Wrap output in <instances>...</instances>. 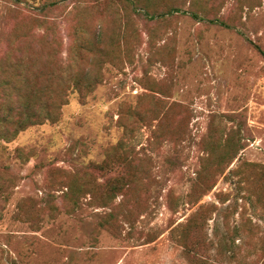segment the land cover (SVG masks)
Returning a JSON list of instances; mask_svg holds the SVG:
<instances>
[{
	"label": "rangeland",
	"instance_id": "obj_1",
	"mask_svg": "<svg viewBox=\"0 0 264 264\" xmlns=\"http://www.w3.org/2000/svg\"><path fill=\"white\" fill-rule=\"evenodd\" d=\"M149 1L155 15H166L151 18L122 2L108 10L110 0H0V66L27 55L70 83L81 72L99 81L85 101L70 90L57 123L15 137L10 126L2 130L0 264H190L171 231L197 209L189 195L214 132L239 133L242 151L200 203L218 208L211 238L226 235L225 216L233 226L246 214L264 229V207L247 200L264 192V57L253 45L264 50V0ZM174 8L181 12L167 14ZM44 20L54 32L38 27ZM17 25L31 29L13 46ZM97 36L107 53L85 61L79 40ZM133 110L150 118L168 110L170 127L156 129L158 120L124 129L122 117ZM120 143L148 171L149 190L136 193L134 207L143 215L115 232L99 227L108 209L89 198L75 214L51 215V205H61L60 181L103 162ZM171 197L179 199L175 209Z\"/></svg>",
	"mask_w": 264,
	"mask_h": 264
},
{
	"label": "trees",
	"instance_id": "obj_2",
	"mask_svg": "<svg viewBox=\"0 0 264 264\" xmlns=\"http://www.w3.org/2000/svg\"><path fill=\"white\" fill-rule=\"evenodd\" d=\"M132 1L110 0L107 8L115 9L117 4L115 2H122L125 7L134 4L135 7L145 10V15H151V18L156 19L166 15L160 12L155 15L157 13L154 12L157 11H152L153 3L148 0ZM168 6L172 8L171 5ZM174 12L181 11L174 8L167 14ZM192 15L200 19L197 13ZM209 22H219L221 26L231 27L224 21L209 20ZM42 26L47 31L54 32V25L48 21H39L38 27ZM30 29V26L17 25L13 34H9L11 44L18 46L21 42L19 32L22 30L29 32ZM98 38L99 36L91 39L92 41L85 38L78 39L80 49L86 50V54L83 53L81 56L85 61L92 59L91 56L102 57L107 53L105 49L94 43ZM108 41L106 48L109 49L113 41L111 39ZM253 45L264 57V50L259 45ZM87 76L88 73H78L70 83L64 71L61 70L59 74L51 70L46 72L33 61L32 56L24 55L18 58L15 55L14 59H11L10 66H0V138H8L7 133L2 134V130L7 129V126L15 129L14 133L11 132L12 137H15L29 127L57 123L63 107L69 103L70 90L78 92L83 101L95 90L99 82L98 77ZM128 113L130 114L128 119L122 117V121L126 122H120L124 129H133L134 126L137 129L151 127L152 122L158 120L156 129L170 127V125L163 126L168 118V110L163 115L151 112L152 115L155 114L151 118L139 111L133 110ZM240 144V134L235 132L225 137L223 132L221 135L214 132L203 143L205 157L189 195V203L197 206V209L184 223L172 226L171 231L172 239L182 248L190 264H264V229L253 223V219L246 214H242L240 221L233 226L225 216L226 235L216 242L211 238L209 222L218 208L210 204H200L216 187L219 177L226 173L227 168L238 157L242 151ZM132 153L133 151L128 153L126 145L120 143L107 151L103 162H93L84 168L82 173L67 174L65 179L60 181L63 192L61 205L52 204L51 215L75 214L82 207L83 201L89 198L92 206L108 209L99 222L101 229L115 232L118 230L119 222L134 224L137 221L134 217L137 214L143 215L140 211L136 213L134 208L140 202V196L138 197L137 194L143 190L147 193L150 181L142 161ZM111 173L116 174L115 178L102 181V177L105 178ZM260 179L264 185V173L260 175ZM253 196H256V199ZM118 199L120 202L116 204ZM247 200L264 207V192H252ZM170 204L175 209L179 204L178 197H171Z\"/></svg>",
	"mask_w": 264,
	"mask_h": 264
}]
</instances>
